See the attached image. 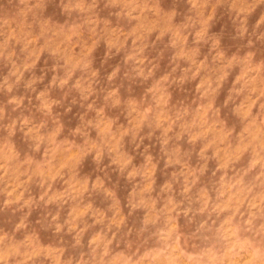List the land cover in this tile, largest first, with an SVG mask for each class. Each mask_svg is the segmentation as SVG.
<instances>
[{
    "label": "rangeland",
    "instance_id": "rangeland-1",
    "mask_svg": "<svg viewBox=\"0 0 264 264\" xmlns=\"http://www.w3.org/2000/svg\"><path fill=\"white\" fill-rule=\"evenodd\" d=\"M262 16L0 0V264H264Z\"/></svg>",
    "mask_w": 264,
    "mask_h": 264
},
{
    "label": "clouds",
    "instance_id": "clouds-1",
    "mask_svg": "<svg viewBox=\"0 0 264 264\" xmlns=\"http://www.w3.org/2000/svg\"><path fill=\"white\" fill-rule=\"evenodd\" d=\"M260 24H264V16L261 17V20L257 22V27L260 26ZM247 31V27L246 26H242V34L243 32Z\"/></svg>",
    "mask_w": 264,
    "mask_h": 264
}]
</instances>
